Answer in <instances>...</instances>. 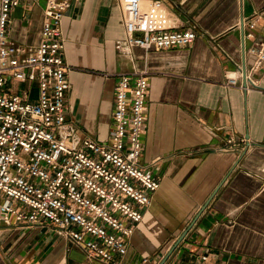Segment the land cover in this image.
I'll return each instance as SVG.
<instances>
[{"label":"crops","instance_id":"1","mask_svg":"<svg viewBox=\"0 0 264 264\" xmlns=\"http://www.w3.org/2000/svg\"><path fill=\"white\" fill-rule=\"evenodd\" d=\"M161 1L160 23L195 25L190 46L122 45L120 0H72L62 19L65 115L80 135L107 139L120 74L149 79L141 164L160 186L121 264H264V68L251 70L247 52L264 37V13L246 35L264 0ZM44 5L20 0L8 25L13 42L40 43ZM237 70V85H228ZM0 264L102 263L51 227L2 224Z\"/></svg>","mask_w":264,"mask_h":264},{"label":"built area","instance_id":"2","mask_svg":"<svg viewBox=\"0 0 264 264\" xmlns=\"http://www.w3.org/2000/svg\"><path fill=\"white\" fill-rule=\"evenodd\" d=\"M71 1L45 0L40 43L25 47L8 34L20 0H0V225L51 227L88 261L121 264L160 186L141 164L149 79L146 72L120 74L107 139L80 135L65 115L70 66L62 19ZM120 3L124 46L182 48L196 38L195 25L176 29L158 21L161 0H150L147 10L142 0ZM263 13L247 21V36ZM247 52L254 57L251 70L264 68V37ZM237 73L228 85H237Z\"/></svg>","mask_w":264,"mask_h":264},{"label":"water","instance_id":"3","mask_svg":"<svg viewBox=\"0 0 264 264\" xmlns=\"http://www.w3.org/2000/svg\"><path fill=\"white\" fill-rule=\"evenodd\" d=\"M183 235H184V234L181 235V237L178 239V241L183 237ZM160 264H162V262H161Z\"/></svg>","mask_w":264,"mask_h":264},{"label":"bare ground","instance_id":"4","mask_svg":"<svg viewBox=\"0 0 264 264\" xmlns=\"http://www.w3.org/2000/svg\"><path fill=\"white\" fill-rule=\"evenodd\" d=\"M94 90V89H93Z\"/></svg>","mask_w":264,"mask_h":264}]
</instances>
